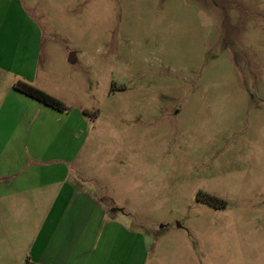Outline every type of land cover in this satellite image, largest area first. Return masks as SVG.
Returning <instances> with one entry per match:
<instances>
[{
	"label": "rangeland",
	"instance_id": "1",
	"mask_svg": "<svg viewBox=\"0 0 264 264\" xmlns=\"http://www.w3.org/2000/svg\"><path fill=\"white\" fill-rule=\"evenodd\" d=\"M9 1L41 34L34 86L83 117L71 180L149 264H264V0ZM34 197L0 189V264H32Z\"/></svg>",
	"mask_w": 264,
	"mask_h": 264
},
{
	"label": "crops",
	"instance_id": "2",
	"mask_svg": "<svg viewBox=\"0 0 264 264\" xmlns=\"http://www.w3.org/2000/svg\"><path fill=\"white\" fill-rule=\"evenodd\" d=\"M10 15L17 18L15 29L9 26ZM40 40L37 25L21 5L0 0V112H17L0 154V189L4 201L20 207H27L20 200L28 193L35 196L29 203L39 218L31 263L149 264L144 241L138 248L142 238L71 180L76 156L70 152L83 117L75 122L71 111L55 110L14 88L17 79L36 85ZM27 41L33 49H27Z\"/></svg>",
	"mask_w": 264,
	"mask_h": 264
},
{
	"label": "trees",
	"instance_id": "3",
	"mask_svg": "<svg viewBox=\"0 0 264 264\" xmlns=\"http://www.w3.org/2000/svg\"><path fill=\"white\" fill-rule=\"evenodd\" d=\"M14 88L18 92L23 93L29 96L30 98H33L43 103L44 105L51 107L55 110H58L60 112H69L71 110V108L66 103H64L62 100L46 93L45 91H42L36 88L35 86L31 85L28 82L18 81L15 84ZM210 201H211L210 203L217 202V200L212 197Z\"/></svg>",
	"mask_w": 264,
	"mask_h": 264
},
{
	"label": "water",
	"instance_id": "4",
	"mask_svg": "<svg viewBox=\"0 0 264 264\" xmlns=\"http://www.w3.org/2000/svg\"><path fill=\"white\" fill-rule=\"evenodd\" d=\"M70 61H73V59L71 58Z\"/></svg>",
	"mask_w": 264,
	"mask_h": 264
}]
</instances>
